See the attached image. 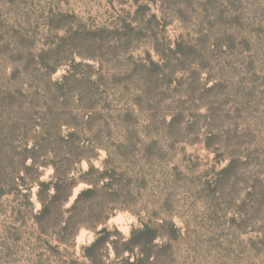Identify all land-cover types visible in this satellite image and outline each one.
<instances>
[{
	"label": "rangeland",
	"instance_id": "obj_1",
	"mask_svg": "<svg viewBox=\"0 0 264 264\" xmlns=\"http://www.w3.org/2000/svg\"><path fill=\"white\" fill-rule=\"evenodd\" d=\"M26 147L40 162L83 155L76 178L108 170L97 211L123 238L176 225L135 251L142 264H264V0H0V183ZM87 188L43 228L38 188L35 210L0 195V264H93L95 232L63 241ZM119 253L94 251L128 264Z\"/></svg>",
	"mask_w": 264,
	"mask_h": 264
},
{
	"label": "trees",
	"instance_id": "obj_2",
	"mask_svg": "<svg viewBox=\"0 0 264 264\" xmlns=\"http://www.w3.org/2000/svg\"><path fill=\"white\" fill-rule=\"evenodd\" d=\"M70 74V72H68ZM65 76L64 79H68ZM36 147H26L22 152L21 157V171L16 173L5 184L0 183V186H8L9 189L5 190L1 187V194H15L20 195L27 199L29 206L35 210V204L32 200V191L38 188L37 200L41 205L36 218L37 224L43 228V218L50 215L53 211L64 208L73 197V192L80 183L89 185V188L80 191L77 198L71 207L63 212V241H74L82 229H87L96 233V240L86 248L87 258L93 264H98V258L94 255V251L100 247H107L112 245L117 254L129 253L128 264H142L145 261L146 255L141 252L140 255L135 254L137 249L143 250L151 248L155 242L160 238L159 230L171 226L175 232L178 230L173 222L165 221L158 227L152 226L151 223H143L140 228H133L129 239H125L119 233L117 227L110 228L107 226L109 216L102 212L97 211L98 204L96 203L97 186L99 180L107 179L109 171L104 170L100 173L98 180L93 179L92 175L97 170L93 165L89 166V170L85 173L84 177L76 178L74 175V166L80 163L84 157L83 155L67 153L63 158V164L56 162H40L37 157ZM81 156V157H80ZM30 161V163H29ZM232 164H230L225 171H229ZM52 167L54 174L50 181L42 180L41 168ZM99 172V171H97ZM110 189L114 187L111 182L108 184ZM103 226L101 230L99 228ZM118 234L119 237H116ZM136 256L134 262L131 258ZM149 260V259H148Z\"/></svg>",
	"mask_w": 264,
	"mask_h": 264
}]
</instances>
